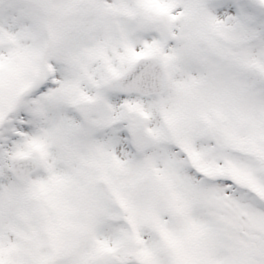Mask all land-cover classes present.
<instances>
[{
    "label": "snow or ice",
    "instance_id": "6c2138e0",
    "mask_svg": "<svg viewBox=\"0 0 264 264\" xmlns=\"http://www.w3.org/2000/svg\"><path fill=\"white\" fill-rule=\"evenodd\" d=\"M0 264H264V0H0Z\"/></svg>",
    "mask_w": 264,
    "mask_h": 264
}]
</instances>
